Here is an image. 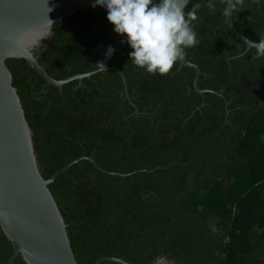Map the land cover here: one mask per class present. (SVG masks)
I'll list each match as a JSON object with an SVG mask.
<instances>
[{
    "label": "trees",
    "instance_id": "trees-1",
    "mask_svg": "<svg viewBox=\"0 0 264 264\" xmlns=\"http://www.w3.org/2000/svg\"><path fill=\"white\" fill-rule=\"evenodd\" d=\"M207 2L190 0L185 8L202 5L193 22L200 42L186 59L201 69L200 88L215 93L197 92L195 69L180 62L164 75L134 65L133 49L100 6L56 22L39 60L57 79L99 62L119 67L138 112L115 70L59 90L25 60H7L44 176L81 155L119 173L82 160L50 185L79 264L102 256L132 264L158 257L170 264H264V57L230 32L221 0H213L214 11ZM233 22L260 41L264 0H244ZM109 45L115 52L106 59ZM12 252L0 228V264ZM13 264L27 263L18 256Z\"/></svg>",
    "mask_w": 264,
    "mask_h": 264
},
{
    "label": "water",
    "instance_id": "water-1",
    "mask_svg": "<svg viewBox=\"0 0 264 264\" xmlns=\"http://www.w3.org/2000/svg\"><path fill=\"white\" fill-rule=\"evenodd\" d=\"M93 3L95 0H0V228L13 246L6 264H13L18 256L27 264H79L67 222L50 185L57 176L82 160H89L104 173L119 174L101 167L93 156L81 155L49 178L45 177L36 148L35 131L26 116L7 63L8 59L25 60L45 79L46 84L54 85L59 90L71 81L78 80L80 85L84 78L115 70L123 80L126 98L138 112L130 96L126 76L119 67H99L57 79L47 72L39 60L44 41L54 34V24L83 8L92 7ZM100 7L107 10L105 6ZM225 22L240 41H254L237 30L233 14L226 17ZM122 37L127 40L126 35ZM250 49L246 44V51ZM182 66L195 69L193 84L197 92L215 93L214 90L200 88L201 69L197 64L185 58L180 62V68ZM217 93L224 97L221 92ZM103 261L132 264L115 256H102L92 264Z\"/></svg>",
    "mask_w": 264,
    "mask_h": 264
},
{
    "label": "clouds",
    "instance_id": "clouds-1",
    "mask_svg": "<svg viewBox=\"0 0 264 264\" xmlns=\"http://www.w3.org/2000/svg\"><path fill=\"white\" fill-rule=\"evenodd\" d=\"M225 5L223 14L229 17L242 8L244 0H221ZM189 0H95L92 7L105 6L107 19L114 25V31L121 36L126 35L133 49L129 53L130 60L150 74H168L175 64L184 61L187 49L199 44L198 33L193 22L198 19L201 4H194L190 11H185ZM209 9L215 10L216 4L208 0ZM250 48L255 49V57H264V36L259 43L245 40ZM115 48L108 46L106 59L111 58ZM247 53H241V56ZM106 68L104 62H99Z\"/></svg>",
    "mask_w": 264,
    "mask_h": 264
},
{
    "label": "built area",
    "instance_id": "built-area-1",
    "mask_svg": "<svg viewBox=\"0 0 264 264\" xmlns=\"http://www.w3.org/2000/svg\"><path fill=\"white\" fill-rule=\"evenodd\" d=\"M153 264H170V263L164 257H161Z\"/></svg>",
    "mask_w": 264,
    "mask_h": 264
}]
</instances>
